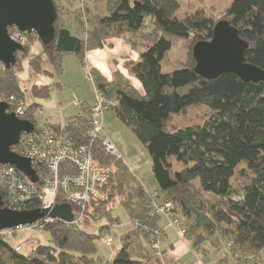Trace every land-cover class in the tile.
Listing matches in <instances>:
<instances>
[{"label":"trees","instance_id":"1","mask_svg":"<svg viewBox=\"0 0 264 264\" xmlns=\"http://www.w3.org/2000/svg\"><path fill=\"white\" fill-rule=\"evenodd\" d=\"M53 2L57 12L54 38L47 44L40 42L41 54L29 59L30 66L37 70L45 60L53 75L60 74L66 56L83 62L88 51L104 47L108 38L134 35L126 40L137 52L138 60H129L125 67L138 80L141 90L118 69L107 79L94 67L88 68L93 85L106 98L115 100L111 112L144 145L151 160L153 190L160 200L172 203L170 217L181 219L184 236L192 247L206 250L205 244L214 246L213 237L217 236L225 240L236 263H246L248 258L256 261L264 253V82H245L232 73L205 79L194 70L193 48L211 39L215 25L226 21L248 45L245 61L264 69V0H231L222 18L201 9L179 18L178 0H103V9L96 12L86 6L75 9L70 22L59 17V3ZM166 35L183 40L192 36L190 55L182 68L171 72L161 70V61L172 47ZM29 45L16 53L15 65L0 66L1 99L10 95L24 99L17 74L28 56ZM31 91L35 97L50 95L49 86L32 85ZM192 105L208 109L202 124H170L172 115ZM36 110L37 105L29 103L22 119L35 123ZM74 117L75 121L70 117L63 126H51L74 144L87 145L95 162L113 167L101 188L106 198H89L87 215L97 216L101 205L120 196L125 214L139 233L132 237L135 245L126 235L108 264H150V235L159 229L161 239L164 230L159 225L161 215L154 213L148 200V189L125 162L104 151L101 138L87 134L84 115ZM171 158L185 167L174 170ZM240 164L245 167L235 172ZM61 169V173L71 170L65 165ZM0 194L3 206L8 207L4 194ZM56 202L63 204L67 199L59 194ZM38 206L32 203L26 209ZM50 218L52 221L43 223V229L50 232L49 244L36 245L28 255L15 251L10 241L0 236V264H96L98 235ZM133 249L141 251L146 262Z\"/></svg>","mask_w":264,"mask_h":264},{"label":"rangeland","instance_id":"2","mask_svg":"<svg viewBox=\"0 0 264 264\" xmlns=\"http://www.w3.org/2000/svg\"><path fill=\"white\" fill-rule=\"evenodd\" d=\"M178 1L180 4V7L177 11V15L179 18H183L185 13H192L197 9L204 10L206 14L211 15L213 17L222 18L225 14L226 8L231 3V0H178ZM57 2L59 3V7H60L59 17H61V19L65 22H70V20L74 17L73 11L75 9H79L80 7L82 9L83 6H86L90 11L96 12L98 10H102L104 6L103 0H73L71 3L68 2L67 0H56V3ZM28 35L30 37L29 36L27 37V41H28L27 44L31 45L34 42L33 39L36 38V35L34 33ZM166 37L169 40H171L172 47L166 52L164 58L161 61V70L162 72H171L173 70L182 68L184 61L187 59V56L190 55L191 46H192L191 43L192 36H190L186 40L176 38L171 35H166ZM128 38H134V35L128 34L127 36L124 37L125 40L126 39L128 40ZM28 57H30L29 53L27 58ZM32 57H38V56H32ZM69 57H73V56H69ZM128 61L129 59L124 60L123 62L124 67H125V63ZM37 66L38 65H35L34 67ZM43 66H44L43 64L38 66L39 69L37 70H35L34 68H32V66H30V69L33 72V74H37L41 72H44L46 74L47 72L43 71ZM87 69H88L87 67H84L82 70V74L78 76L75 72H73L70 65L66 62L65 66L63 65V71L60 74H55L53 76L54 82L56 83V84L54 83V86L57 84L60 86V88L57 90L58 96L53 97V100L55 101V107L53 110L54 112L49 113V111H47L46 109L38 107L34 113L36 127L40 128L44 124L56 122L59 119L65 121L70 117L77 116L78 114L83 113V109L87 104L93 103L95 98L94 89L91 79L87 74ZM23 73L22 75L25 76L27 79H23L20 74L19 76L20 84L23 90L22 96L27 102H32L33 91H31V86L34 84L35 76L29 73L28 76H26L27 74H23ZM39 86L41 87L42 85ZM137 87L139 90H141L138 84ZM187 108H186L187 110H185L183 113L174 114L171 116L169 121L172 126L185 127L189 125L194 126V125L202 124L209 115L208 109L203 105H192V106H188ZM86 111L87 110H84V112ZM106 112L110 113L108 114L110 115V119L109 122H107V125H105L104 129H106V131L110 134L114 142L116 141L125 147V149L129 154V157L126 158V161L128 162L127 164L131 168L132 173L137 177V179L142 184L146 186L148 191L152 192L153 189L155 188V185H154L153 174L151 171V160L144 145L135 137L132 130L128 126H126L124 123H122L118 118H116L113 115L111 110H108ZM85 118L87 119L86 114H85ZM75 119L76 118L73 117L72 121H75ZM86 125L88 131V127H89L88 120ZM103 137H105V135H103ZM13 147H16V145ZM120 161L124 162V158L120 159ZM171 162H172V168L174 170L178 171L183 167H185V164L176 161L174 158H171ZM190 165L191 164H189L188 166ZM243 167H245V165L240 164L239 166L236 167L235 172H237L239 169ZM239 181L240 180L238 179L236 180V182ZM121 203H122V199L120 196H116L113 199H110V201L107 204L101 205V207L98 209L99 214L95 216L97 217V219L93 220L94 217L88 216L93 221L92 222L90 221L91 222L90 223L86 219V223H83V228L88 232H92L93 230H95L96 228H100L101 226H106L107 227L106 230L109 232L112 238L111 246H106L99 239H97L96 244L98 246V252L95 257L96 264H108L113 252L121 247L123 239L125 238L126 235L129 234L131 237L130 241L133 242L135 241L133 238L137 237L138 232L137 230H134V226L128 219L127 215L125 214ZM159 224L162 227H165V225L167 224V219L165 216L163 215L160 216ZM101 228L99 229L100 232L103 231L101 230ZM166 229H174L177 231V228H166ZM6 235L8 236L9 234L6 233ZM184 235L185 233L180 236L182 237ZM7 240H9L12 245L14 244L20 245L21 247L20 253L22 255H28L36 245L49 244L50 232L44 229L39 231L34 229L23 233H18L14 235L13 239L9 237ZM213 240H214V246H212L209 242L205 244L207 254H209L208 257L209 261H216L217 259L218 264H238L235 262V260H233L234 257L233 255L228 253L226 254L227 256L225 257L222 256L224 251L227 250L226 247L227 245L224 239L214 236ZM153 244H154V239L152 240L151 248L149 249L148 261L150 264H162L165 251L161 249L164 245V240H162V238L159 239L160 249H158V251L153 249L152 247ZM134 245H132V247ZM195 248L197 251H205V247L203 249L202 247L199 246ZM133 250H134L133 253L141 256V258L146 262L145 256L141 255V251H138L137 249H133ZM182 261L185 263V261H188V257H184ZM259 261L264 264V253H261L259 257L256 259V261L253 260V258H248L247 262L243 264H255L256 262Z\"/></svg>","mask_w":264,"mask_h":264},{"label":"built area","instance_id":"3","mask_svg":"<svg viewBox=\"0 0 264 264\" xmlns=\"http://www.w3.org/2000/svg\"><path fill=\"white\" fill-rule=\"evenodd\" d=\"M9 36L16 42L27 45V33H21L15 27L8 29ZM0 66L2 64L0 63ZM87 74L90 78V75ZM91 79V78H90ZM94 101L86 106L88 131L87 134L92 138H101L102 146L107 154L116 160L123 159L122 154L116 149L115 145L103 137V116L111 110L116 102L114 99L106 98L102 92L93 85ZM10 105L7 112H14L19 118L23 116L28 108V103L23 98L10 95L8 98L1 99ZM16 153L28 158L31 166L37 174L35 182L30 181L14 165L0 163V191L4 194L5 201L9 208L26 209L28 204H38V208L50 211L58 195L67 199L72 210V220L65 222L75 228H83L86 219L91 220L86 213V203L89 198L104 200L106 195L101 190L113 172V167L95 162L92 159L90 148L87 145H76L62 131L58 133L51 125L36 127L33 133H22L19 143L16 145ZM65 165L71 170L63 169ZM148 200L154 213L163 215L167 219V224L163 227L177 228V233L183 235L186 231L180 218L170 217L172 203L160 200L156 191L147 192ZM52 221L46 216L34 223L20 224L12 228L0 230V236L13 239L14 235L30 230H42L43 223ZM90 222V223H91ZM9 234L8 236L6 235ZM91 233L98 235L99 240L106 246H111L112 238L107 230L100 232L96 228ZM161 230L156 229L151 233L154 239L153 249H160L159 238ZM15 251L21 250L20 245H13ZM158 253V252H157ZM230 254L228 249L222 254L223 257ZM159 254V253H158ZM236 262V261H235Z\"/></svg>","mask_w":264,"mask_h":264},{"label":"water","instance_id":"4","mask_svg":"<svg viewBox=\"0 0 264 264\" xmlns=\"http://www.w3.org/2000/svg\"><path fill=\"white\" fill-rule=\"evenodd\" d=\"M57 17L53 0H0V63L4 68L16 64V53L25 48L13 40L8 33L15 27L21 33L36 35L43 44L54 38V21ZM248 47L237 31L228 22H218L212 37L195 44L193 56L195 72L205 79H215L221 74L232 73L245 82H264V69L245 61L244 51ZM10 105L0 101V163L14 165L30 181L37 180L31 161L12 150L19 143L22 133H33L34 122L22 119L14 112H7ZM46 216L60 221L72 220L68 203L56 204L48 211L35 209H12L3 206L0 194V230L20 224H30Z\"/></svg>","mask_w":264,"mask_h":264},{"label":"crops","instance_id":"5","mask_svg":"<svg viewBox=\"0 0 264 264\" xmlns=\"http://www.w3.org/2000/svg\"><path fill=\"white\" fill-rule=\"evenodd\" d=\"M33 40L34 42L28 47V53L30 57L22 61V68L20 70L21 73L19 72L17 75L19 80L20 74L23 79H27L22 75V73L25 72L23 74H27L26 76H28L29 73L35 76L33 85L50 87V95L48 98L32 96V102H27L25 99L24 100L28 104L35 103L37 105V108H44L49 111V113H53L55 107V101L53 100V97L58 96L57 90L60 88V86L58 84L54 86L55 82L53 77L54 75L52 74V68L45 60L43 62V71H46V74L44 72L33 74V72L31 71L29 59L32 58V56H39L42 50L40 41L37 38ZM106 42L107 44L104 47L88 51L85 54V59L83 62L78 60L75 56L69 57L72 55H68L64 58L63 65L65 66V63L67 62L73 72H75L78 76L82 74V70L84 67H94L107 79H111L112 72L118 69L125 77H127L131 81L132 85L135 88L138 89L137 84L139 85V88H141L138 80L123 65V62L126 59L137 61L138 54L134 51L127 40L122 37L108 38ZM86 106L83 109V113L78 115H87V111L84 112V110H86ZM108 114L110 113L106 112L103 116V128L105 127V125H107V122H109L110 115ZM65 121L59 119L56 122L44 125L58 124L62 126ZM103 135H105V137H107L111 142L115 144L116 149L122 154L124 162L127 164L128 162L126 161V158L129 157V154L125 147L116 141L114 142L113 138L106 131V129H104ZM162 240H164V245L161 250L165 251L162 264H218L217 259L216 261H209V254H207V250L197 251L196 248L192 247L191 242L187 240L186 236L181 237L174 229H165ZM184 257H188V261H185V263L182 261Z\"/></svg>","mask_w":264,"mask_h":264}]
</instances>
